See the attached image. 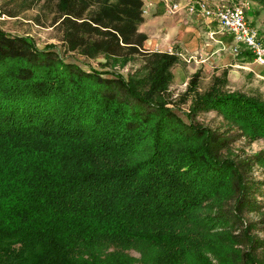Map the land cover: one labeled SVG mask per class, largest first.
Wrapping results in <instances>:
<instances>
[{
	"label": "trees",
	"instance_id": "obj_1",
	"mask_svg": "<svg viewBox=\"0 0 264 264\" xmlns=\"http://www.w3.org/2000/svg\"><path fill=\"white\" fill-rule=\"evenodd\" d=\"M26 1L51 4L65 51L106 68L0 31V264H264V148L224 156L229 140L196 120L215 110L264 139V97L226 90L227 70L201 92L198 70L188 110L175 104L178 56L145 48L143 0ZM132 60L146 72L111 67Z\"/></svg>",
	"mask_w": 264,
	"mask_h": 264
},
{
	"label": "rangeland",
	"instance_id": "obj_2",
	"mask_svg": "<svg viewBox=\"0 0 264 264\" xmlns=\"http://www.w3.org/2000/svg\"><path fill=\"white\" fill-rule=\"evenodd\" d=\"M201 1V0H196ZM211 5L216 4H234L245 2V0H218L210 1L205 0ZM31 5V6H30ZM54 13L52 11V5L45 3L44 1L39 4H33L26 0H0V31L7 32L12 35H28L31 36L40 48L45 46H55V49L61 53L68 61L75 62L79 66L85 69L95 67L97 69H105V59L98 57L94 59H88L83 57L78 52H66L63 45V30L59 23L53 22ZM250 20V19H249ZM251 24L259 30L258 22L256 24L251 21ZM218 26V25H217ZM220 31H223L219 26ZM260 35L264 39V32L259 31ZM234 52L236 55H241L240 47ZM251 53V52H250ZM254 55L253 53H251ZM255 57V56H254ZM189 58V57H188ZM143 64L140 60H132L123 66L111 65L114 70L121 71L124 74L134 73L141 71L145 73L146 70L142 68ZM144 70V71H142ZM225 70L229 72V69H221L218 72L212 70L202 69V74L199 82V89L201 92L207 90L213 82L214 76L222 74ZM174 78L170 86V93L172 95L173 102L178 104L182 109L188 110L191 100L184 101L182 95L188 88V82L191 79L194 69L191 64V59L187 61L184 57L178 58V62L172 68ZM239 77H235L233 80H229L225 88L228 91H243L250 95H261L264 97V83L259 79L251 76L249 73H238ZM242 79H240L241 77ZM234 77V76H233ZM197 122L205 124L223 134L228 140L229 145L223 149L224 156H230L235 160H244L249 156L261 151L264 148V139L251 140L247 135H244L242 131L237 128L229 129L226 119L215 110L202 112L196 117ZM252 169L253 180L260 182L264 180V169L255 164ZM254 197L264 202L263 185L255 184ZM247 221H258L261 219L260 214L251 212L246 214ZM262 225H257V228L253 231L254 234L264 236V230ZM136 258H140V253L136 250L130 252Z\"/></svg>",
	"mask_w": 264,
	"mask_h": 264
},
{
	"label": "crops",
	"instance_id": "obj_3",
	"mask_svg": "<svg viewBox=\"0 0 264 264\" xmlns=\"http://www.w3.org/2000/svg\"><path fill=\"white\" fill-rule=\"evenodd\" d=\"M143 1L148 11L139 30L147 35L144 46L149 51L175 53L178 58L191 59L194 73L202 69L213 72L229 69V80L239 77L240 72L249 73L264 83V63L256 60L242 45L239 46L242 54L236 55L234 46L238 44L231 33L217 29L213 18L187 9L196 0ZM246 1L249 3L247 18L254 24L259 21V31L264 32V4ZM177 2L181 3V9L170 12L169 7Z\"/></svg>",
	"mask_w": 264,
	"mask_h": 264
},
{
	"label": "built area",
	"instance_id": "obj_4",
	"mask_svg": "<svg viewBox=\"0 0 264 264\" xmlns=\"http://www.w3.org/2000/svg\"><path fill=\"white\" fill-rule=\"evenodd\" d=\"M181 3H173L169 7L170 12L181 9ZM249 3L245 2L234 4H216L211 5L205 0L194 2L187 6L191 12H199L202 16L213 18L219 28L231 33L234 40L239 46L250 50L255 59L264 63V39L259 33V30L254 27L247 18V9ZM147 8L143 7V15L147 13Z\"/></svg>",
	"mask_w": 264,
	"mask_h": 264
}]
</instances>
